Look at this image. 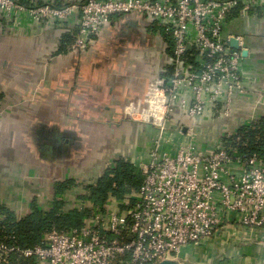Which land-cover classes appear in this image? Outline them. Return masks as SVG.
Instances as JSON below:
<instances>
[{
  "label": "built area",
  "instance_id": "1",
  "mask_svg": "<svg viewBox=\"0 0 264 264\" xmlns=\"http://www.w3.org/2000/svg\"><path fill=\"white\" fill-rule=\"evenodd\" d=\"M260 0H82L59 6L0 0V21L31 25L65 23L76 16L70 51H84L115 16H147L172 42L167 75L148 86L144 121L157 130L143 183L102 207L68 196L63 211L90 207L78 230L47 231L41 243L22 248L0 241V264L183 263L182 252L218 238L233 225L250 235L264 231V156L229 153L220 138L201 141L193 125L171 129L173 116L189 121L231 116L236 95L246 92L247 58L241 37L224 36L231 13L255 11ZM239 41V49L230 41ZM177 135L183 141L176 145ZM166 148L174 150L168 151ZM114 167V166H113ZM52 207L43 208L49 211ZM226 234V233H225Z\"/></svg>",
  "mask_w": 264,
  "mask_h": 264
},
{
  "label": "crops",
  "instance_id": "2",
  "mask_svg": "<svg viewBox=\"0 0 264 264\" xmlns=\"http://www.w3.org/2000/svg\"><path fill=\"white\" fill-rule=\"evenodd\" d=\"M21 1L62 6L82 0ZM77 21H0V209L20 219L33 206L78 199L120 159L137 168L148 162L157 134L141 112L149 84L167 75L172 42L149 17L122 15L74 52L65 39L74 37ZM224 36L241 37L249 53L246 92L236 95L231 116L189 121L180 113L170 122L171 129L193 125L207 143L264 117V0L255 11L229 18ZM174 138L176 145L183 141ZM65 181L76 186L56 194ZM217 237L184 249L182 264H264V231L250 235L233 225Z\"/></svg>",
  "mask_w": 264,
  "mask_h": 264
},
{
  "label": "trees",
  "instance_id": "3",
  "mask_svg": "<svg viewBox=\"0 0 264 264\" xmlns=\"http://www.w3.org/2000/svg\"><path fill=\"white\" fill-rule=\"evenodd\" d=\"M240 14V10L237 9L229 18H237ZM72 42L73 38L65 39V45ZM221 139L230 154L237 153L243 157L264 156V117L249 126H241L233 133L225 134ZM142 183L141 171L129 160L120 159L114 167H107L95 184L86 186L85 194L79 196L78 200L81 202L87 200L94 208L102 207L109 197L123 199L128 194L138 191ZM75 186L73 181H65L57 184L55 191L56 194L63 195L65 191H70ZM64 206L63 199H56L49 211H42L39 207L33 206L30 214L21 219L7 208L0 209V241L14 239L22 248L34 247L41 243L47 231L68 233L81 229L85 220L92 214L90 207L65 212Z\"/></svg>",
  "mask_w": 264,
  "mask_h": 264
},
{
  "label": "water",
  "instance_id": "4",
  "mask_svg": "<svg viewBox=\"0 0 264 264\" xmlns=\"http://www.w3.org/2000/svg\"><path fill=\"white\" fill-rule=\"evenodd\" d=\"M230 46H231L232 48H234V49H239V41H237L236 39H232V40L230 41ZM242 55H243L244 57H246V56L248 55V51L243 50V51H242ZM160 264H178V263L175 262V261H164V262H162V263H160Z\"/></svg>",
  "mask_w": 264,
  "mask_h": 264
}]
</instances>
